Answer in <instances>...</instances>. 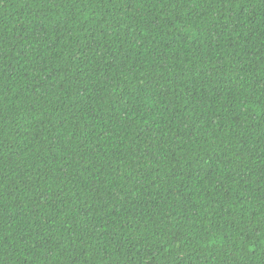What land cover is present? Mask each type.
<instances>
[{
  "label": "trees",
  "instance_id": "trees-1",
  "mask_svg": "<svg viewBox=\"0 0 264 264\" xmlns=\"http://www.w3.org/2000/svg\"><path fill=\"white\" fill-rule=\"evenodd\" d=\"M0 264H264V0H0Z\"/></svg>",
  "mask_w": 264,
  "mask_h": 264
}]
</instances>
